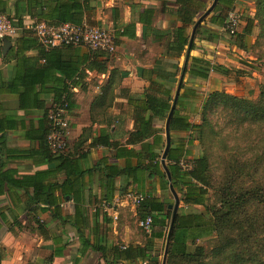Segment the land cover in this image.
<instances>
[{"label":"crops","instance_id":"1","mask_svg":"<svg viewBox=\"0 0 264 264\" xmlns=\"http://www.w3.org/2000/svg\"><path fill=\"white\" fill-rule=\"evenodd\" d=\"M200 1L207 6L212 2ZM91 6L93 10L85 16V22L113 29L119 26L125 34L117 36L116 55L97 58L104 62L105 73L85 68L92 56L83 47L59 48L60 61L52 57L55 66L70 62L84 75L71 90L68 140L72 155L65 160L49 162L42 152L45 112L51 107V91L61 83L63 73L56 69L51 74L45 72L37 43L19 42L20 32L7 39L10 47L5 54L0 41V264H46L61 244L66 246L61 256L53 258V264H106L90 248L80 255V232L99 247L144 246L150 241L158 250L163 243L155 237L160 228H152L154 238L139 230L136 207L128 196L138 193L169 203L171 193L140 144L125 142L128 133L135 130L129 97L140 99L150 93L166 99L169 86L157 91L154 85L153 89L151 81L156 75L151 71L160 64H167L168 71L174 69L167 63L165 52L172 43L171 31L181 27L177 6L174 0H94ZM112 10L116 11L115 21ZM27 12L28 0H0V14L21 17L24 25L35 21ZM203 13L199 11L195 22ZM200 25L213 31L216 38L195 34L194 49L183 51L178 69L187 55L226 67L222 63L225 54L221 28L208 22ZM192 28L186 30L189 37ZM189 65L184 74H177L183 88L179 90L174 84L169 95L174 98L178 89L180 113L188 116L190 123L198 124L202 102L210 92L218 91L219 83L223 87L225 76L210 72L203 80L188 72ZM164 124L153 122L152 137L146 141L152 145V153H163ZM105 138L119 145L92 146L95 139ZM181 145L180 161L191 163L200 155L193 132H170V164L178 158ZM51 185L56 187L52 206H58L57 218L47 208L46 191ZM103 202L112 207L108 213L100 208ZM37 221L45 225L42 232L37 230Z\"/></svg>","mask_w":264,"mask_h":264},{"label":"trees","instance_id":"2","mask_svg":"<svg viewBox=\"0 0 264 264\" xmlns=\"http://www.w3.org/2000/svg\"><path fill=\"white\" fill-rule=\"evenodd\" d=\"M93 1L33 0L32 2L28 0V12L26 14L31 19H35V21H44L51 26L66 23L73 25L87 23L93 25V23L85 22V16L93 10L91 6ZM124 1L129 2L131 0ZM174 2L177 6L176 17L181 23V27L171 31L172 43L167 47V52H165L167 63H170L174 69L173 71H168L167 64H160L155 70L151 71L152 74L156 75V79L151 81V87L156 85V90L159 91V88L169 86V90L165 91L166 99L158 98L150 93H145L140 99L139 97H129L128 104L134 108L135 130L128 133V138L125 142L126 145L132 146L140 144L141 149L145 152L146 159L149 162H155L154 171H157L156 173L168 190L169 182L160 165L161 155L152 153L153 147L147 144L146 141L152 137L153 122L155 120L165 122L167 118L173 102V98L169 95L172 86L178 84L179 90L183 88L182 80H177V74L179 71L181 74L187 71L188 62H190L188 72L203 80L208 78L210 72L222 76H228L231 73L230 69L222 65L211 64L203 59L189 57V55L186 56L183 67L178 69L177 66L183 51L194 49V43L189 46L190 37L186 30L194 26L199 11L205 12L208 6L200 0H174ZM234 2V0H218L215 8L201 23L205 24L208 22L218 28H223L228 12L232 9ZM112 12L113 14L116 13L115 10H112ZM8 17L14 26L21 29L20 37L17 35L19 42L28 40L34 44L37 43L36 46L40 48V56L45 62L42 69L48 74H51L54 69L63 73L61 83H58L51 91L53 96L51 107L60 103L64 96L69 102L70 109L72 104L71 90L83 79V71H79L78 67L71 65L70 62L62 64V66H55L52 62V57L60 61V49L44 50L32 32L23 28L24 23L21 17ZM115 20L116 15L114 14L113 21ZM204 26L199 25L195 34H205L210 40L216 38V34ZM115 28L117 36L125 34V29L122 27L116 26ZM255 28H258V37L264 39V0H256L254 17L246 19L245 26L240 33L237 32L231 35L233 46L243 52H247L250 46L248 42ZM31 36L32 39H27L31 38ZM8 38L6 37L5 39ZM100 55L90 53L92 59H90L85 68L89 71L95 70L99 73H105L104 62L97 59ZM140 73L142 74V71H139ZM51 107L45 112L46 122ZM218 110L222 113L230 112L238 125L243 123L263 125L264 85L260 89L257 101L237 98L220 91L210 92L201 104L198 113V124L190 123L189 117L180 113L177 99L169 130L173 133L193 132L198 141V146H202L206 130H211V122L208 118ZM146 112L149 113L148 116L145 115ZM46 135L47 127L42 152L49 162L65 160L72 155V153L65 156L52 154L46 142ZM97 145L117 147L119 144L110 142L108 138H105L92 141V146ZM164 147H162V150H164ZM183 148L182 146L178 158L173 159L172 164L169 163L172 160L170 158V149L166 156V166L171 176L170 184L175 192L180 194L179 200L182 203V207L177 211L172 226H170L172 217V212L170 211L172 210L167 208L170 202L166 203L160 198L143 195L144 200L135 206L138 220L144 221L147 217H150L152 219V228L158 227L161 230L155 234V237L163 239L165 244H167L168 239L164 264H209V261L205 262V249L197 245V242L212 236H216L220 244L207 257L215 260L216 264H264V180L260 177L264 171V149L256 153L252 163L249 160L245 162L232 160L228 163L222 186L216 188L217 207L215 205L209 206L208 204V193L214 188L211 185V164L208 155L200 152V155L192 160L190 168L182 170L179 163L183 158ZM246 176L250 179L252 178V185L246 189L240 188L236 190L234 188L236 185H242L241 182L237 183V180ZM55 189V185H51L46 191L49 204L47 208L53 218H57L56 214L59 213L58 206H52L53 202H55ZM95 210L96 213H99L98 208H95ZM36 224L37 230L42 232L45 225L39 221ZM150 235L154 238L152 231ZM79 236L81 239V249H79L81 256L85 255L87 248H90L99 253L100 258L106 264H122L123 262L128 264H159L160 255L150 241L144 246L130 245L123 247L115 245L99 247L92 245L88 238L84 239L82 232H80ZM65 246V244H61L60 248H57V252L53 251L50 257L45 260V263L53 264V258L61 256ZM2 257L0 252V260Z\"/></svg>","mask_w":264,"mask_h":264},{"label":"rangeland","instance_id":"3","mask_svg":"<svg viewBox=\"0 0 264 264\" xmlns=\"http://www.w3.org/2000/svg\"><path fill=\"white\" fill-rule=\"evenodd\" d=\"M211 1L213 0H209V2ZM234 1V5L229 12H235L238 15V33H240L245 26L246 19L253 18L255 15L256 0ZM258 35V28H255L248 42V44L250 43L248 51L243 52L233 46L232 36L223 32L222 43L225 58L222 63L231 70V73L224 77L223 87L219 83L218 91L236 96L237 98L257 101L260 89L264 85V39L258 37ZM227 58L230 60L229 62H227ZM208 119L211 122V130H206L205 137L203 138L204 142L202 146L199 145V151L208 155L211 164V185L214 188L208 193V204L209 206L215 205L218 207L216 188L222 186V180L227 171L228 163L232 160H236L237 162L249 160L252 163L256 153L264 149V124L258 126L243 123L238 125L230 112L222 113L220 110L210 115ZM260 177L264 180V171ZM251 179L247 176L243 177V179H238L237 183L241 182L242 185H236L234 188L238 190L250 187L252 185ZM177 195L180 199V194L177 193ZM169 202L170 204H174L172 195H170ZM181 207L182 203L180 202L178 210ZM138 228L143 232L140 226ZM144 235L148 236L146 233ZM219 244V239L216 236L197 242V245L205 249V262L209 261V264H216L215 260L207 256H210L211 252ZM165 247L164 241L158 248L160 255L159 264H162Z\"/></svg>","mask_w":264,"mask_h":264},{"label":"built area","instance_id":"4","mask_svg":"<svg viewBox=\"0 0 264 264\" xmlns=\"http://www.w3.org/2000/svg\"><path fill=\"white\" fill-rule=\"evenodd\" d=\"M239 17L235 12H229L221 28L222 32L234 35L238 32ZM32 32L38 43L44 50L61 47H83L91 53L103 56H114L117 54V32L112 27H103L83 23L73 25L70 23L51 26L44 21H34L23 27ZM21 29L14 26L10 18L5 14H0V41L6 37L16 36ZM69 102L63 96L58 104H54L47 115V135L46 142L49 150L54 155H68L71 153V145L68 140L69 132ZM192 162V161H191ZM191 163L180 161L182 170L190 168ZM134 206L144 200L142 194L134 193L128 196ZM100 208L108 213L112 207L105 202ZM139 226L144 233L150 235L152 231V219L147 217L139 222Z\"/></svg>","mask_w":264,"mask_h":264},{"label":"water","instance_id":"5","mask_svg":"<svg viewBox=\"0 0 264 264\" xmlns=\"http://www.w3.org/2000/svg\"><path fill=\"white\" fill-rule=\"evenodd\" d=\"M217 2H218V0H213L211 5H210V7L195 22V24H194V26L192 28V31H191V35H190V39H189V46L193 43L196 29L201 24V22L212 12V10L215 8ZM9 47H10V42L7 39H4L3 40V47H2L3 54H5L8 51ZM178 96H179V91L177 89V91H176V93L174 95V98H173V102H172L170 111H169V113L167 115V118H166L165 124H164L165 147H164L163 153L161 155V159H160V164H161L162 169L164 170V172L166 174V177H167V180L169 182V191H170V193H171V195L173 196V199H174V204H170V205L167 206V208L169 210H172V217H171L170 226H172L173 220H174V218H175V216L177 214L180 200H179V197H178L177 193L175 192V190L173 189L172 185L170 184L171 176H170L169 170H168V168H167V166L165 164V161H166V156H167V154L169 152V149H170V130H169V125H170V121H171V118L173 116L174 110L176 108V103H177ZM167 244H168V239H167ZM167 244H166V247H165L162 264H164V261H165Z\"/></svg>","mask_w":264,"mask_h":264}]
</instances>
